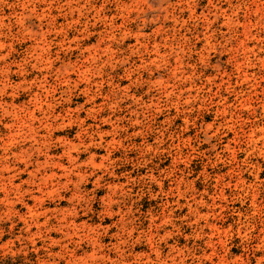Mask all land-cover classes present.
I'll return each instance as SVG.
<instances>
[{
  "label": "rangeland",
  "instance_id": "rangeland-1",
  "mask_svg": "<svg viewBox=\"0 0 264 264\" xmlns=\"http://www.w3.org/2000/svg\"><path fill=\"white\" fill-rule=\"evenodd\" d=\"M0 264H264V0H0Z\"/></svg>",
  "mask_w": 264,
  "mask_h": 264
},
{
  "label": "bare ground",
  "instance_id": "bare-ground-1",
  "mask_svg": "<svg viewBox=\"0 0 264 264\" xmlns=\"http://www.w3.org/2000/svg\"><path fill=\"white\" fill-rule=\"evenodd\" d=\"M68 171V170H67ZM60 176V175H59ZM48 183V182H47ZM53 187V186H52ZM209 234V233H208ZM212 234V233H211Z\"/></svg>",
  "mask_w": 264,
  "mask_h": 264
}]
</instances>
